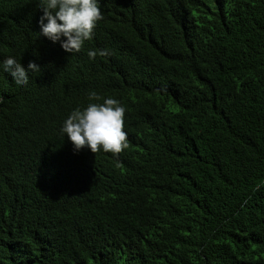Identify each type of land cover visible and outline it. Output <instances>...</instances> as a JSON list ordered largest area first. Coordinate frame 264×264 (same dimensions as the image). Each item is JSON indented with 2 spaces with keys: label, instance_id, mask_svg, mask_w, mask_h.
<instances>
[{
  "label": "trees",
  "instance_id": "obj_1",
  "mask_svg": "<svg viewBox=\"0 0 264 264\" xmlns=\"http://www.w3.org/2000/svg\"><path fill=\"white\" fill-rule=\"evenodd\" d=\"M79 53L0 0V264H264V0H100ZM91 49L110 55L89 59ZM128 147L75 150L89 91Z\"/></svg>",
  "mask_w": 264,
  "mask_h": 264
},
{
  "label": "clouds",
  "instance_id": "obj_2",
  "mask_svg": "<svg viewBox=\"0 0 264 264\" xmlns=\"http://www.w3.org/2000/svg\"><path fill=\"white\" fill-rule=\"evenodd\" d=\"M42 10L39 35L52 43L59 42L68 53H79L85 42L92 39L97 23L103 19L100 0H36ZM89 59L107 56V49H91ZM0 70L7 72L17 87L28 85L30 76L40 73L41 67L29 61L27 68L15 56L0 60ZM88 103L72 109L62 121L60 132L67 136L75 150L87 147L91 152L120 153L128 147L124 131L125 106L112 96L102 97L96 91L87 94Z\"/></svg>",
  "mask_w": 264,
  "mask_h": 264
}]
</instances>
